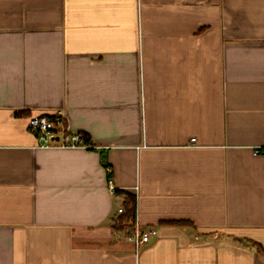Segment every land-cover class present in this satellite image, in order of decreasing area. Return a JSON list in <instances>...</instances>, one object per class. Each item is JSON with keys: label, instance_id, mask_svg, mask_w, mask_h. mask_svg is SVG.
Here are the masks:
<instances>
[{"label": "crops", "instance_id": "1", "mask_svg": "<svg viewBox=\"0 0 264 264\" xmlns=\"http://www.w3.org/2000/svg\"><path fill=\"white\" fill-rule=\"evenodd\" d=\"M0 264H264V0H0Z\"/></svg>", "mask_w": 264, "mask_h": 264}, {"label": "built area", "instance_id": "2", "mask_svg": "<svg viewBox=\"0 0 264 264\" xmlns=\"http://www.w3.org/2000/svg\"><path fill=\"white\" fill-rule=\"evenodd\" d=\"M28 129L41 141V146L89 147V144L83 141L80 132H67L64 113L61 110L31 115L28 119ZM190 140L194 141V138ZM256 151L257 149L254 150ZM108 183L109 188L113 190L112 180L109 179ZM121 212L122 208H118V213ZM125 231L128 239L135 245L149 241L150 237L157 233L155 228H140L135 220L129 222Z\"/></svg>", "mask_w": 264, "mask_h": 264}, {"label": "trees", "instance_id": "3", "mask_svg": "<svg viewBox=\"0 0 264 264\" xmlns=\"http://www.w3.org/2000/svg\"><path fill=\"white\" fill-rule=\"evenodd\" d=\"M24 113V112H22ZM83 141L88 143V136L82 133ZM110 175V174H109ZM115 193H124V201L122 203V212L117 216L116 221V229L121 230L125 227V224L130 221H134L136 217V196L133 193L128 191H123L120 189H113ZM175 224L183 223L181 221L172 222ZM186 223V222H185Z\"/></svg>", "mask_w": 264, "mask_h": 264}, {"label": "rangeland", "instance_id": "4", "mask_svg": "<svg viewBox=\"0 0 264 264\" xmlns=\"http://www.w3.org/2000/svg\"><path fill=\"white\" fill-rule=\"evenodd\" d=\"M129 224V223H128ZM128 224H127V227H128ZM117 225V221L115 220V226ZM126 225V224H125ZM127 227L125 226L122 230L124 231V230H126L127 229ZM113 230H115V229H113Z\"/></svg>", "mask_w": 264, "mask_h": 264}]
</instances>
